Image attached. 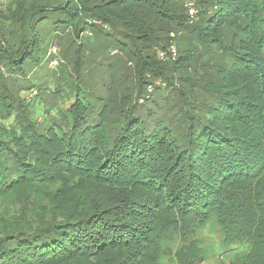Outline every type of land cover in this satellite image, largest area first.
<instances>
[{
  "label": "trees",
  "instance_id": "1",
  "mask_svg": "<svg viewBox=\"0 0 264 264\" xmlns=\"http://www.w3.org/2000/svg\"><path fill=\"white\" fill-rule=\"evenodd\" d=\"M42 26L77 75L39 109ZM0 110V264H202L210 224L264 264V0H16Z\"/></svg>",
  "mask_w": 264,
  "mask_h": 264
},
{
  "label": "rangeland",
  "instance_id": "2",
  "mask_svg": "<svg viewBox=\"0 0 264 264\" xmlns=\"http://www.w3.org/2000/svg\"><path fill=\"white\" fill-rule=\"evenodd\" d=\"M16 0H0V13L1 14H8L9 9L13 6ZM193 24V23H192ZM39 33L41 35V45H40V59L43 57V54L45 51L52 53V58L50 57L47 59V61L43 64L42 69H38L36 71L31 70L30 67L26 68V75L28 78H32L31 83L33 84H43L42 90L45 89L42 93H40L37 89L33 91L32 93L29 92H22L20 97L22 100H24L26 103H36V98L39 96L43 99V104L45 103V106L51 103L54 100L53 92L57 90L58 87L61 85H66L68 86V83H71V79H75L77 73L74 72V55L75 51L74 48L70 51V57L69 60L65 58V48L68 46L70 43V37L69 34L63 36V37H57L56 40L54 41V35L51 33L52 29L48 26H42L41 29L39 28ZM90 34V33H89ZM94 35L96 36V40H92L94 42V51L93 55H91L90 61L94 60L97 62L100 60V55L103 52V46L101 45L100 42H97L99 39L98 37L99 34L94 31ZM87 36L85 37V39ZM53 42V44H51ZM91 43V41H90ZM51 44V45H50ZM50 45V46H49ZM176 49V44L173 42L172 43V48ZM71 61V66H69L68 63ZM31 63V60L28 61L27 66H29ZM26 66V67H27ZM46 69V70H45ZM84 72H88L86 74V83H89L91 78H96L99 76L100 72L97 69L89 70L83 69ZM71 73L70 77H67V74ZM94 76V77H93ZM89 79V80H88ZM91 86L90 84H88ZM65 87V89L68 88ZM70 89V88H69ZM57 101L59 104H65V101L68 99L65 97V95L62 94V96L56 97ZM37 104V103H36ZM42 106V105H41ZM37 107L39 105L37 104ZM1 113V110H0ZM13 120H2L0 118V125H8L12 123ZM200 238L204 242V246L206 249H209V255L208 259L206 262L202 264H219V263H229L231 257H232V252L229 250H224L222 246L218 247V244H221V237L219 234L218 227L216 225H208L206 228L200 231ZM215 250V251H214Z\"/></svg>",
  "mask_w": 264,
  "mask_h": 264
},
{
  "label": "built area",
  "instance_id": "3",
  "mask_svg": "<svg viewBox=\"0 0 264 264\" xmlns=\"http://www.w3.org/2000/svg\"><path fill=\"white\" fill-rule=\"evenodd\" d=\"M184 6L186 9L188 18L190 20V23L191 24L194 23L199 14L198 5L194 1H186ZM172 52L175 53L174 49H172ZM165 56H166L165 53L160 54L161 59H165Z\"/></svg>",
  "mask_w": 264,
  "mask_h": 264
}]
</instances>
